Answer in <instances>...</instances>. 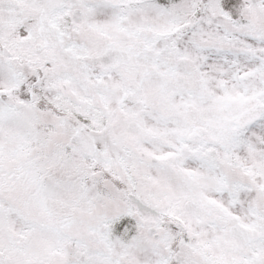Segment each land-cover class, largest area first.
Instances as JSON below:
<instances>
[{
  "label": "snow or ice",
  "instance_id": "6c2138e0",
  "mask_svg": "<svg viewBox=\"0 0 264 264\" xmlns=\"http://www.w3.org/2000/svg\"><path fill=\"white\" fill-rule=\"evenodd\" d=\"M0 264H264V0H0Z\"/></svg>",
  "mask_w": 264,
  "mask_h": 264
}]
</instances>
